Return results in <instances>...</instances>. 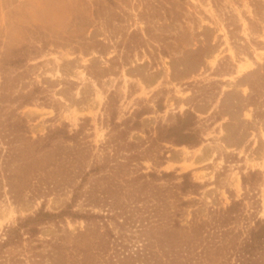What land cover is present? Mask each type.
<instances>
[{"label":"rangeland","instance_id":"374dc122","mask_svg":"<svg viewBox=\"0 0 264 264\" xmlns=\"http://www.w3.org/2000/svg\"><path fill=\"white\" fill-rule=\"evenodd\" d=\"M24 46L23 66L0 69V92L35 93L37 100L19 111L30 138L63 124L70 133L83 125L89 169L113 150L102 151L107 139L127 131L125 140L144 143L145 158L136 163L143 173H190L203 187L195 198L203 219L209 209L227 207L230 197L240 199V178L258 171L256 214L264 218V0H0V57ZM185 112L195 116L201 144L152 146ZM95 190L101 203L81 200L75 210L106 217L104 187ZM53 195L45 201L27 195L17 206L5 196L0 232L43 203L56 213L71 197L70 191ZM107 198L119 207V190ZM117 215L98 228L66 220L39 238L65 235V245L95 250L101 237L103 263L118 264Z\"/></svg>","mask_w":264,"mask_h":264},{"label":"trees","instance_id":"16d2710c","mask_svg":"<svg viewBox=\"0 0 264 264\" xmlns=\"http://www.w3.org/2000/svg\"><path fill=\"white\" fill-rule=\"evenodd\" d=\"M28 57L26 46L12 50L10 55L0 57V69L8 72L9 68L21 67ZM34 100H37L34 92L18 95L5 89L0 92V200L7 196L17 206L27 195L28 200L45 201L53 194L70 191L71 197L56 213L48 211L43 203L32 215L3 227L0 264H104L101 237L95 250L79 249L76 245H65V235L42 240L40 232L47 227L60 230L66 220H81L89 227L116 219L117 214L121 220L118 264H264V218L256 214L259 200L255 186L261 180L260 172L242 175V197L238 200L230 197L227 207L211 208L203 219L196 211L195 199L203 187L192 180L190 173H143L136 163L145 158L146 152L140 149L144 143L125 140L127 131H119L107 139L102 151L109 146L113 150L92 162L89 169L85 168L89 148L84 141L83 125L70 133L63 124L43 137L30 138L27 121L19 111ZM135 119L132 126L137 128L139 118ZM195 124V116L185 112L175 125L163 128L152 146L165 142L178 147H198L202 139ZM118 127L114 125L112 130ZM156 158L165 160V155ZM104 171L107 172L101 174ZM103 187L106 217L75 210L81 200L100 204L101 199H93L94 192ZM113 190L120 192V205L116 209L111 205L115 203L107 198ZM247 202L250 208H246ZM187 212L190 219L183 224Z\"/></svg>","mask_w":264,"mask_h":264},{"label":"bare ground","instance_id":"6f19581e","mask_svg":"<svg viewBox=\"0 0 264 264\" xmlns=\"http://www.w3.org/2000/svg\"><path fill=\"white\" fill-rule=\"evenodd\" d=\"M246 67H247L246 65L240 67V72H242Z\"/></svg>","mask_w":264,"mask_h":264}]
</instances>
